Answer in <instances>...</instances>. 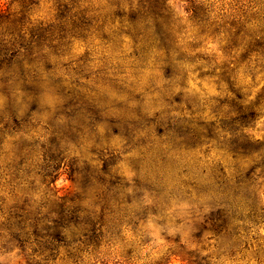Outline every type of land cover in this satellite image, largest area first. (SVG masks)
Returning a JSON list of instances; mask_svg holds the SVG:
<instances>
[{
	"label": "clouds",
	"instance_id": "clouds-1",
	"mask_svg": "<svg viewBox=\"0 0 264 264\" xmlns=\"http://www.w3.org/2000/svg\"><path fill=\"white\" fill-rule=\"evenodd\" d=\"M161 4L162 15L158 20H146L144 32L149 33L153 23L162 21L166 30L176 38L173 53L162 55L148 44H137L133 27L113 26L109 31L114 37L115 54L103 45L93 47L90 50L94 61L92 71L96 75L81 72L83 78H77L74 84L86 94L98 98L104 107L97 111L94 119L69 117L60 121V126L53 128L52 134L58 133L62 139L70 137L71 141L62 145L64 154L82 162L85 169L82 175L90 172V179L96 187L86 203L95 214H103L110 198L115 199L110 191L111 175L105 163L114 157L113 170L131 174L122 184V194H130V182L142 180L155 196L143 197L141 206L154 207L159 202L161 213L153 219L164 220V226L171 227L176 219L197 215L204 203L203 197L211 191L204 183L206 168L212 163L205 151L210 146L204 144L189 151L185 147L189 139L181 134L180 129H198L200 121L210 119L206 110L193 108L187 97L203 100L206 94L219 95L207 89L206 84L203 89L198 87L202 82L196 79L198 73L195 72L203 63L198 54L215 52V44L201 35L199 39L205 47L189 51L187 46L195 42L206 24L216 26L227 22H235L236 28L242 27L241 34L247 41L261 39L264 37V0H161ZM0 6L8 5L3 3ZM85 6L98 10L100 16L126 15L138 11L141 0H89ZM40 8L47 10L44 0H41ZM198 9L204 10L206 24L194 22V11ZM223 35L222 32L217 39H222ZM182 54L193 58L182 65L187 76L176 80L161 78L163 67L183 60ZM239 54L237 51L234 55ZM216 55L219 56V52ZM229 67L233 69L232 85L244 96L241 103L256 108L258 98L264 97V57L252 53L246 65L230 64ZM97 69L105 70L106 83L97 79L101 75ZM201 71L207 72L208 68L203 67ZM143 97L147 100L144 101ZM181 97L185 99L182 101ZM22 103L20 85L10 81L8 94L0 96V197L3 198L0 204L4 206L21 198L35 199L40 191L34 156L19 150V146L25 143L35 147L38 135L35 122L25 126L31 113L21 111ZM259 112L254 127L234 130V134L264 141V105L260 106ZM56 119L54 116L52 122ZM241 163L232 160L225 166L221 173L222 183L217 185L223 194L232 191L231 172L239 170ZM132 164L136 165L134 169L130 167ZM246 166L260 170L264 168V157L259 161L253 159ZM132 177L136 179L132 180ZM61 187H64L63 182ZM75 190V185L65 189L66 192ZM54 193L55 189H52L46 195L55 199ZM6 223V215L0 214V225ZM11 231V228L0 229V264H104L105 261L115 264L119 260L110 244L99 251L83 250L75 238L70 239L58 257H45L37 250V244L28 242L22 246L13 241ZM174 231L179 228L172 229L169 235ZM210 258L215 264H257L251 255H246L243 260L239 255L231 260ZM172 264L177 262L173 260ZM259 264H264V257L259 258Z\"/></svg>",
	"mask_w": 264,
	"mask_h": 264
},
{
	"label": "trees",
	"instance_id": "trees-1",
	"mask_svg": "<svg viewBox=\"0 0 264 264\" xmlns=\"http://www.w3.org/2000/svg\"><path fill=\"white\" fill-rule=\"evenodd\" d=\"M14 2L26 4V0ZM88 2L89 0H56L57 18L63 24L70 22V26L73 27L72 32L60 34L59 38L79 36L110 38L113 35L109 30L113 26L123 25L135 28L137 44L141 42L148 44L162 55H168L175 50L176 38L166 30L162 21L153 23L149 33L144 32L146 20H158L162 15L161 0H141V7L138 11H132L126 15L117 13L106 16L97 15L98 10L85 6ZM26 5L21 7L22 9L18 12H11L10 7L0 9V16L7 15L12 19L17 18L24 21L30 14ZM203 11V9L194 11L196 24H206ZM13 21L15 22V20ZM222 32L223 38L218 40L217 38L221 36ZM242 32L243 28H236L235 22L221 23L216 26L206 24L198 33L195 42L187 46L189 51L198 47L203 48L204 43L199 39L201 35L217 45L222 62L219 65L217 59L213 62L215 65L217 64L218 68H216L219 70L218 76L222 86L220 92L223 98L221 106L219 109L216 108L215 115L211 119L200 122L201 126L198 129L181 128L180 132L188 139L192 137L199 140L201 146L209 145L210 147L205 148L207 153L217 150L233 156L247 157L250 161L253 159L259 161L264 157V141H257L252 136L234 134V130L254 127L260 114L259 108L264 105V97H260L257 100L256 108L245 107L241 103L244 96L232 85L233 69L229 67L230 64L246 65L252 53L258 57H264V37L259 40L247 41L241 34ZM33 35L36 36L33 37ZM39 36L42 34H31L27 37L17 35L18 41L13 43L8 41V45L0 51V54L14 53L18 58L30 64L47 62L53 55L55 46L43 45L42 41L47 37L35 40ZM53 36L55 35H51V37ZM29 37L31 39L26 40ZM49 50L52 52L50 53ZM237 51L240 53L239 56L234 55ZM182 55L183 60L163 67L170 73L166 79L176 80L187 76L182 65L193 58L186 54ZM198 59L204 62L202 53L198 54ZM202 64L201 68H203ZM201 68L195 70L198 73L196 79L202 76ZM49 75L52 74L45 75L43 73L39 76L41 79L46 76L47 79ZM32 79L31 81L35 82L34 78ZM29 84L31 83L29 82ZM67 95L71 99H75L74 94ZM188 102L193 108L199 110L196 97H190ZM67 118H69L68 115L61 114L58 121ZM182 130L184 131L182 132ZM60 139L65 141L67 137ZM258 158L259 160H257ZM250 161L243 164L248 165ZM260 170H263L262 174H264V168ZM245 171L246 174L240 176L239 181L232 186V191L235 193L244 191L250 197L248 196L245 201L235 203L220 201L216 195L223 193L218 188L212 190L211 187H208L211 191H208L203 197L207 200L203 204L205 212L203 225L200 229L193 231L189 242L182 241L180 235L175 236L170 241L165 257L155 264H172L173 260L177 264H215V261L210 257L215 256L216 260H219L220 257L231 260L238 255L241 260L246 255H251L252 259L259 264V258L264 257V237L261 233V230H264V209L263 205L260 206L262 193L259 191L264 183H258V179L261 177V173L257 174L258 170L247 167ZM118 186L119 184L110 183V191L115 199L110 198L109 203L105 205V212L97 215L84 203L82 195L85 187L83 190L78 187L80 192L72 195L59 196L55 192L56 198L52 199L46 195L47 191L51 189L47 185L39 183L40 191L36 194L35 199H17L15 203L8 206L0 204V214L7 217V223L0 225V229H13L10 232L13 241L22 246L28 242L37 244V250L45 257H58L69 245L71 238H75L78 241V247L83 250L99 251L107 238L105 227L109 223L110 215L108 213L110 214L120 205ZM2 200L3 198L0 197V201ZM234 209L245 210L248 215L237 217L232 213Z\"/></svg>",
	"mask_w": 264,
	"mask_h": 264
},
{
	"label": "rangeland",
	"instance_id": "rangeland-1",
	"mask_svg": "<svg viewBox=\"0 0 264 264\" xmlns=\"http://www.w3.org/2000/svg\"><path fill=\"white\" fill-rule=\"evenodd\" d=\"M14 1L20 0H0V5L3 3H7L8 5L7 7L0 6V9H8L10 7L11 12H18L22 9L21 7H25L24 5L27 4L26 8H28L30 14L26 16V20L24 21L17 18L12 19L7 15L0 16V51L6 48L8 41H12V43L17 42V35L27 37L28 35L38 33L39 35L42 34V36H39L37 39L35 38V40L47 37L42 41L43 45L49 47L55 46L51 58L47 62H40L38 64L27 63L18 58L14 53H9L8 55L0 54V96L8 94L10 81L19 84L23 97L20 109L23 112L31 113L25 126L33 125L35 122L38 132L34 142L35 147H32L29 143H25L19 146V150L34 156V170L39 177V183L47 185L51 190L55 189L56 194L59 196L72 195L80 192L79 188L83 190V187H85L82 196H84L85 205H88L86 203L87 198L96 187L90 179V172L88 175H82L85 171L82 162L70 159L64 154L62 145L63 143L70 142L71 138L67 137L65 141H61L58 133L57 135H53L52 133L53 128L60 126V122L58 121L59 115H68L74 119L81 117L94 119L97 111L104 107V104L98 98L86 94L75 87L74 84L77 78H83L80 76L81 72L90 76L96 75L92 71L94 61L90 50L93 47L99 48L103 45L105 49L111 50L115 54V48L113 47L114 38H84L80 36L66 39L59 38L60 34L72 32L73 27L70 26V22L63 24L57 18L56 0H44L48 5L46 11L40 8L41 0H26V4L15 3ZM51 35L55 36L51 37ZM14 37L15 39H13ZM29 39L31 37L26 40ZM49 52L51 53L52 51L49 50ZM216 52H218L217 45H215V52H201L204 57L202 66L208 68V71H202L201 78L197 79L202 82L198 87L203 89V86L206 84L207 89L219 93V95L214 96L206 94L203 100L196 97L199 109L206 110L209 113L210 119L215 115L214 111H216V108L219 109L221 106L223 98L220 92L222 86L218 76L219 70L217 69V64L219 65L222 59H220V55H216ZM85 56L88 57L87 60L84 59ZM215 59L220 61L216 65L213 62ZM97 71L101 73L97 79L106 83L105 70L97 69ZM43 73L45 75H48V73L52 75L47 76V79L45 78L46 76L41 79L39 75ZM169 74L167 70L163 69L160 76L166 79V76ZM32 78H34L35 82L31 81L33 80ZM67 94H74L75 99H71ZM38 97L39 101L37 102ZM189 98L187 97V100ZM184 99V97H181L182 101ZM143 100L146 101L147 97H143ZM54 116L57 119L53 123L52 118ZM185 147L191 151L195 147H201V142L190 137L189 143ZM114 159V157H110L105 163L107 171L111 175L110 183L119 184L118 200L120 201V205L110 214L108 213L110 215L109 218L107 215L109 219V223L105 227L107 238L100 250L106 244H110L116 250L117 255H119V260L115 261V264H139L140 261H144L145 264H155L162 257H165L170 241L175 236L180 235L182 241L189 242L193 231L200 229L205 219L203 204L207 200L203 198L204 203L199 207L197 215L176 219L171 224V227H165L166 221L153 219L161 213L159 202L154 207L141 206L143 197L155 196L154 192L150 193L148 191V186L142 180L135 183L130 182V194L127 196L122 194L124 192L122 184L131 174L120 172L118 169L114 171L112 168ZM208 159L212 163L206 168L207 174L204 177V183L207 187H211L212 190H216L217 185L222 183L221 173L232 160L241 161L240 169L244 170H232V186L239 181L240 176L246 174L245 168L247 166L243 163L250 161L247 157L233 156L217 150L210 151ZM130 167L134 169L136 165L132 164ZM118 172L120 174H117ZM259 173H261V177L263 178L260 177L258 183H264L263 170H258L257 174ZM131 179L135 180L136 178L132 177ZM62 182L63 188L61 187ZM73 185H75V191H65L66 188ZM259 191L262 193L260 206L263 205L264 209V200H262V197H264V184ZM248 196L250 197L244 191H237L235 197H233L232 191L228 192L227 195L217 194L216 198L220 201L235 203L237 201H245L248 199ZM232 213L237 217L248 215L245 210L234 209ZM149 225L151 226L149 227ZM181 225L183 226L181 227ZM175 228H179V231H174L172 235H169V232ZM261 233L264 237V230H261ZM104 264H107V261Z\"/></svg>",
	"mask_w": 264,
	"mask_h": 264
}]
</instances>
